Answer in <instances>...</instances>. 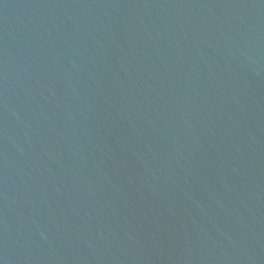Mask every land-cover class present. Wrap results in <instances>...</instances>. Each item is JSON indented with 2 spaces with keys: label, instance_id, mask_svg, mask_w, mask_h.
Returning <instances> with one entry per match:
<instances>
[{
  "label": "water",
  "instance_id": "water-1",
  "mask_svg": "<svg viewBox=\"0 0 264 264\" xmlns=\"http://www.w3.org/2000/svg\"><path fill=\"white\" fill-rule=\"evenodd\" d=\"M0 264H264V0H0Z\"/></svg>",
  "mask_w": 264,
  "mask_h": 264
}]
</instances>
